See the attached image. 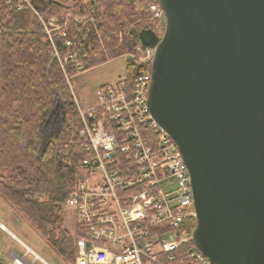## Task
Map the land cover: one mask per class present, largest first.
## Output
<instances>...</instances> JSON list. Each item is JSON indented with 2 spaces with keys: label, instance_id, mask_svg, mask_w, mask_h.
I'll list each match as a JSON object with an SVG mask.
<instances>
[{
  "label": "water",
  "instance_id": "95a60500",
  "mask_svg": "<svg viewBox=\"0 0 264 264\" xmlns=\"http://www.w3.org/2000/svg\"><path fill=\"white\" fill-rule=\"evenodd\" d=\"M157 2L147 106L186 165L193 243L213 264H264V0Z\"/></svg>",
  "mask_w": 264,
  "mask_h": 264
},
{
  "label": "trees",
  "instance_id": "16d2710c",
  "mask_svg": "<svg viewBox=\"0 0 264 264\" xmlns=\"http://www.w3.org/2000/svg\"><path fill=\"white\" fill-rule=\"evenodd\" d=\"M26 1L44 21L66 23V40L72 46L59 53L76 52L79 68L74 64L61 68L35 13L23 0H0V199L58 258L73 264L81 234L64 227L63 206L82 178L79 162L84 152L82 123L66 77L126 55L124 77L117 84L130 88L139 75L150 71V61L139 62L135 56L155 48L162 37L149 12V6L158 2ZM17 3L23 5L21 10ZM54 43L61 47L64 39ZM57 108L59 122L54 128ZM193 227L194 220L187 232Z\"/></svg>",
  "mask_w": 264,
  "mask_h": 264
},
{
  "label": "built area",
  "instance_id": "2783aa9c",
  "mask_svg": "<svg viewBox=\"0 0 264 264\" xmlns=\"http://www.w3.org/2000/svg\"><path fill=\"white\" fill-rule=\"evenodd\" d=\"M23 3L35 13L61 68H79L76 52L59 53L72 46L66 23L44 21ZM149 11L164 20L158 4ZM57 39H64V45L56 47ZM153 55L154 48L147 49L137 61L151 63ZM149 84L150 71L130 88L116 84L98 90L95 106L82 110L76 105L82 178L64 204L73 210L74 230L81 234L73 264H213L187 232L195 218L190 177L176 144L149 114ZM10 264L28 263L14 255Z\"/></svg>",
  "mask_w": 264,
  "mask_h": 264
},
{
  "label": "rangeland",
  "instance_id": "374dc122",
  "mask_svg": "<svg viewBox=\"0 0 264 264\" xmlns=\"http://www.w3.org/2000/svg\"><path fill=\"white\" fill-rule=\"evenodd\" d=\"M151 19L154 18L151 17ZM156 28L159 33L163 32L164 20H157ZM130 57L132 58V55ZM138 57H140V55H136L135 60L139 59ZM128 59L129 56H120L105 63L99 64L87 71L80 72L74 76H71L70 78L68 77V85L73 95L75 104L78 105L82 110H86L87 108L95 106L98 103L97 92L99 88L103 85H116L119 79L124 77L125 67ZM59 110L60 108H57L56 112L54 113V128H56L59 122ZM10 214L13 216V224L15 225V229H13V231L23 242L29 245L49 264H67V262L65 263L60 258H58L52 249L46 246V243L39 237L36 231L18 213H16L8 204L0 199V221L3 219L2 217ZM63 219L64 227L69 232L73 233L75 224L74 214L73 210L67 205L63 206Z\"/></svg>",
  "mask_w": 264,
  "mask_h": 264
},
{
  "label": "crops",
  "instance_id": "0c3cea01",
  "mask_svg": "<svg viewBox=\"0 0 264 264\" xmlns=\"http://www.w3.org/2000/svg\"><path fill=\"white\" fill-rule=\"evenodd\" d=\"M2 218L0 221V264H10L14 255L24 257L28 264H49L14 233L15 225L11 214Z\"/></svg>",
  "mask_w": 264,
  "mask_h": 264
}]
</instances>
